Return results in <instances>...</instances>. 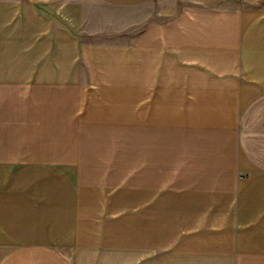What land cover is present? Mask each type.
Wrapping results in <instances>:
<instances>
[{
    "label": "crops",
    "instance_id": "1",
    "mask_svg": "<svg viewBox=\"0 0 264 264\" xmlns=\"http://www.w3.org/2000/svg\"><path fill=\"white\" fill-rule=\"evenodd\" d=\"M0 264H264V0H0Z\"/></svg>",
    "mask_w": 264,
    "mask_h": 264
},
{
    "label": "rangeland",
    "instance_id": "2",
    "mask_svg": "<svg viewBox=\"0 0 264 264\" xmlns=\"http://www.w3.org/2000/svg\"><path fill=\"white\" fill-rule=\"evenodd\" d=\"M160 10H161V5L160 4L158 6V11L156 9V6L154 5V6H150V12H148V13L151 16H155L156 14H158L160 16L161 15L160 14Z\"/></svg>",
    "mask_w": 264,
    "mask_h": 264
}]
</instances>
